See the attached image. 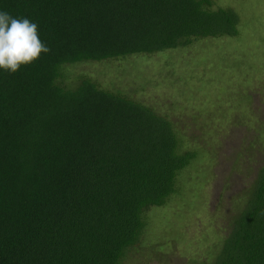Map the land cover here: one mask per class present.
<instances>
[{
    "label": "trees",
    "instance_id": "obj_1",
    "mask_svg": "<svg viewBox=\"0 0 264 264\" xmlns=\"http://www.w3.org/2000/svg\"><path fill=\"white\" fill-rule=\"evenodd\" d=\"M51 49L0 70V264H124L196 157L151 106L67 70L239 34L214 0H0ZM213 264H264V167ZM207 264V263H204ZM211 264V263H210Z\"/></svg>",
    "mask_w": 264,
    "mask_h": 264
},
{
    "label": "rangeland",
    "instance_id": "obj_2",
    "mask_svg": "<svg viewBox=\"0 0 264 264\" xmlns=\"http://www.w3.org/2000/svg\"><path fill=\"white\" fill-rule=\"evenodd\" d=\"M214 1L238 12V35L67 70L69 82L90 77L165 115L196 153L124 264H213L263 170L264 0Z\"/></svg>",
    "mask_w": 264,
    "mask_h": 264
},
{
    "label": "clouds",
    "instance_id": "obj_3",
    "mask_svg": "<svg viewBox=\"0 0 264 264\" xmlns=\"http://www.w3.org/2000/svg\"><path fill=\"white\" fill-rule=\"evenodd\" d=\"M50 50L40 37L37 23L0 10V70L14 74Z\"/></svg>",
    "mask_w": 264,
    "mask_h": 264
}]
</instances>
